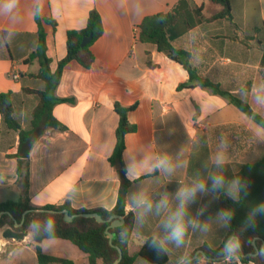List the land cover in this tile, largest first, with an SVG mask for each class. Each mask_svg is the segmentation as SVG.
Here are the masks:
<instances>
[{
	"label": "crops",
	"instance_id": "1",
	"mask_svg": "<svg viewBox=\"0 0 264 264\" xmlns=\"http://www.w3.org/2000/svg\"><path fill=\"white\" fill-rule=\"evenodd\" d=\"M178 1L21 0L13 25L0 18V38L5 30L15 32L9 43L0 45V94L9 91L14 94L17 119L23 129L28 128L37 104L36 96L24 89L43 86L41 80L32 76L39 70L38 62H25L37 48L38 21L44 30L52 72L67 54L68 32L85 29L92 10L100 13L103 23L102 36L90 48L95 56L93 67L85 70L77 62H70L56 88L58 98L74 100L57 104L53 109L54 116L67 130L46 129L34 143L29 157L22 158L28 164V197L32 206L36 207L32 201L39 197L43 206L68 202L74 209L112 210L115 207L121 187L120 176L109 162L119 121L115 103L126 107L136 105L128 114L136 130L125 136L122 154L125 166L128 158L138 156L149 144L153 145V151L168 153L174 159L183 150L180 159L189 161L187 168L177 169L172 176L141 174L131 181L126 205L130 194L138 188H144L153 197L163 190L174 194L179 182H190L195 171L206 175L203 164L215 153L221 135L230 141L224 174L231 179L237 176L242 165L261 162L251 177V184L257 178L264 183V140L253 134L249 116L227 98L208 90L178 89L189 80L186 70L159 52L155 45L138 41L143 19L170 11ZM242 1L244 9L237 16V26L225 23L200 26L174 41L176 47L192 53L193 66H206L201 73L203 77L213 78L241 97V88L250 89L254 82L264 79L263 52L251 42L248 48L231 41L234 34L250 36L255 28H264V0ZM192 2L194 6H203L204 11L212 4L209 0ZM37 3L43 4V11L40 16H33L32 9ZM205 16L210 15L205 12ZM247 100L254 111L256 106L251 98ZM257 113L264 116V110ZM19 146L18 133L8 130L0 116V202L13 200L9 198L12 196L18 199L23 194L17 175L18 161L14 157ZM262 188L264 192V184ZM220 196L213 199L202 195L190 206L193 215L207 206L200 219H213L209 221L210 231L190 230L186 249L169 246V264H176L185 250L196 254L204 245L213 248L220 245L227 234V228L214 219L220 211ZM125 211L130 213L126 206ZM160 220L161 217L149 216L139 231L134 224L128 242L130 253H136L149 237L161 231ZM4 231L5 228L0 230L1 236ZM26 238L29 244L23 245ZM25 240L5 244L12 245L19 254L20 248L23 252L30 247L35 250L30 237ZM41 247L46 254L70 259L74 264H89L87 255L67 240H44ZM4 259L8 260V255L0 254V264H22L17 260L5 263ZM26 262L36 264L29 258ZM139 264L145 263L139 261Z\"/></svg>",
	"mask_w": 264,
	"mask_h": 264
},
{
	"label": "trees",
	"instance_id": "2",
	"mask_svg": "<svg viewBox=\"0 0 264 264\" xmlns=\"http://www.w3.org/2000/svg\"><path fill=\"white\" fill-rule=\"evenodd\" d=\"M212 4L217 5L220 9L209 17L205 16L203 6H194L192 0H179L178 3L168 12L158 13L147 16L143 19L139 26L138 41L144 44L155 45L157 50L165 54L168 58L180 64L189 74V80L180 84L178 89H205L213 95H220L228 99V102L240 111L248 115H253V109L244 97L231 93L221 83L216 82L209 76H202L206 66L197 68L192 65V53L184 48L176 47L174 41L191 30L207 25L220 26L222 24L237 26L236 19L243 9L242 0H209ZM250 16H253L250 13ZM38 44L34 52H32L25 62L37 61L39 70L37 74L32 76L41 80L43 83L40 89H24V91L34 94L37 98V104L33 108L27 129H23L17 119L15 110L14 94L6 92L0 94V116L8 130L17 132L19 135V150L15 158L18 161L17 175L22 182L23 194L16 200H6L0 202V229L3 227L17 229L18 231L27 230L28 223L31 219L38 218L42 213L55 214L57 221L55 237L53 239L67 240L76 246L81 252L87 255L89 264H114L118 259V251L109 243V237L105 231L110 225L109 222L99 223L95 218L75 217L70 222L65 220L64 211L66 210L70 216L84 213H98L104 220H108L113 215H120L124 218V224L120 227L110 229L109 232L114 234L113 244L119 246L123 252L122 259L118 264H139L142 261L145 264H169V252L160 254L150 246L149 237L144 244L132 254L128 250V242L134 228V216L132 213H126V197L131 181L126 177L125 165L122 160V154L125 149V136L128 133L135 132V125L128 120L130 111L136 108L133 106H122L115 103L114 109L119 117L115 136L116 142L113 153L109 157L110 164L116 168L120 180L121 187L118 200L112 210L106 209H74L66 202L63 205L48 204L42 208H36L31 205L28 197L29 185V169L22 158L29 157V153L36 140L48 128L64 131L67 130L66 125L56 119L53 109L57 104L73 103V99L58 98L56 96V88L61 79L64 69L72 62H77L83 69L90 70L95 62V56L91 51L94 41L103 34V23L100 13L92 10L88 17L87 27L81 31H70L67 34V54L58 62V66L54 72L50 69V59L46 55V41L44 30L38 21ZM92 36V41L85 47H81V42L85 36ZM234 34L231 41L241 43L249 48V42L257 46L262 52V65L264 66V28L263 26L254 29L252 35ZM225 38V37H224ZM256 122L264 120V116L257 113ZM120 167H117V164ZM261 166V162L256 164H247L240 167L237 176H242L248 181V194H241L239 202H233L226 196L221 195L219 198L220 210L229 208L233 210L234 217L230 227L227 228V234L219 246L213 248L204 245L200 248L203 255L207 257L208 264L224 262L219 256L220 249L224 240L235 231L244 229V221L248 214L249 208L259 202H264L263 184L260 178L251 184V177ZM25 211H29L23 218ZM14 218V220H13ZM23 224L17 228L15 223ZM17 231V232H18ZM255 238L254 244L253 241ZM243 253L239 261L232 260L230 264H264V256L256 254L255 246L264 248V216L258 217L254 227L243 230ZM42 238L32 240L38 264H74L70 259L59 258L46 254L41 243Z\"/></svg>",
	"mask_w": 264,
	"mask_h": 264
},
{
	"label": "clouds",
	"instance_id": "3",
	"mask_svg": "<svg viewBox=\"0 0 264 264\" xmlns=\"http://www.w3.org/2000/svg\"><path fill=\"white\" fill-rule=\"evenodd\" d=\"M20 3L21 0H0V18L13 25L14 17L20 11ZM42 11L43 4L37 3L32 9L33 16H40ZM14 35V31L5 30V34L0 38V45L9 43ZM240 94L245 99L250 97L256 106L253 115L247 117V119L251 124L253 134L258 139L264 140V120L261 122H256L255 120L257 110H264V79L254 82L250 89L247 87L241 88ZM229 148L230 141L226 136L221 135L215 153L203 164L207 174L203 175L200 171H195L190 182H179V187L174 194L163 190L153 197L142 187L130 194L126 210L133 214L137 231L145 226L149 216L161 217V231L154 234L149 241L150 246L157 253H167L170 250L169 246H174L176 249H186L190 230L192 232L199 231L200 233L210 231L209 221L213 219L209 218L204 221L200 219L204 215L207 206L198 209L195 215L191 214L190 211V206L196 202L199 196L208 195L215 199L217 195H223L233 202H239L242 193L247 196L248 181L244 177L233 176L229 179L224 174L225 166L228 163ZM152 149V144L146 145L138 156L130 157L126 160L125 173L130 181H134L141 174L152 175L159 173L162 176H172L177 169L187 168L189 165L187 159H180L183 155V150H180L174 159L168 153H158ZM32 202L37 208L43 207L40 204L39 197H35ZM261 216H264V202H259L249 208L244 221V229L232 232L224 240L219 252L222 260L239 261L244 246L243 230L254 227L257 218ZM233 217V210L226 208L220 210L214 219L220 222L223 227L228 228ZM56 224L55 214L42 213L38 218L29 221L26 237H30L31 240H36L37 238L51 240L55 237ZM5 251V241L0 240V254L5 253ZM19 253L15 249L7 251L9 258ZM257 254L264 256V248L259 249ZM206 259L207 257L203 253L192 254L185 250L178 257L176 264H202V260Z\"/></svg>",
	"mask_w": 264,
	"mask_h": 264
},
{
	"label": "water",
	"instance_id": "4",
	"mask_svg": "<svg viewBox=\"0 0 264 264\" xmlns=\"http://www.w3.org/2000/svg\"><path fill=\"white\" fill-rule=\"evenodd\" d=\"M92 41V36H85L81 42V47H85L86 45H88L90 42ZM117 167H120V164L118 163L117 164ZM29 211H25L24 214H23V218L25 217V215L28 213ZM5 214V212H1L0 213V216ZM64 214H65V220L70 222L73 218L75 217H78V216H81V217H85V218H95L99 223H105V222H109L110 225L107 227L105 233L106 235H108L109 237V243L112 247H114L117 251H118V254H119V257L118 259L114 262V264H118L120 262V260L122 259V256H123V252L121 250V248L119 246H116L113 244V238H114V234L109 232L110 229H113V228H117V227H120L124 224V218L120 215H113L111 216L108 220H104L101 215H99L98 213H84V214H79V215H73V216H70L68 214V212L65 210L64 211ZM14 220V218H13ZM23 224V221L21 223H15V226L16 227H20L21 225ZM2 236L5 238V239H15L16 241H20V240H23L26 236H27V232L26 231H23V232H17V231H14L13 229L11 228H7L5 229V231L3 232ZM258 239V238H255L254 241H253V244L255 242V240ZM263 248V245L262 247ZM258 247L255 246V251H256V254H251V256H256L257 253H258ZM198 253H203L202 250L198 251Z\"/></svg>",
	"mask_w": 264,
	"mask_h": 264
},
{
	"label": "rangeland",
	"instance_id": "5",
	"mask_svg": "<svg viewBox=\"0 0 264 264\" xmlns=\"http://www.w3.org/2000/svg\"><path fill=\"white\" fill-rule=\"evenodd\" d=\"M219 7L217 6V5H214V4H211V5H209V6H207L206 7V14L207 15H212V14H214L215 12H217V11H219ZM9 198H11V199H16V196H12V197H9ZM7 229V227H3V228H1L0 230H2V229ZM17 228H19V227H17ZM11 229H13V228H11ZM14 231H18L17 229H13ZM23 231H26L27 232V230H22V231H18V232H23ZM0 240H3V241H5V242H10L11 244L12 243H14V242H16V240L15 239H5L4 237H2L1 235H0ZM25 240V238L23 239V240H20L19 242H23ZM26 242H23L24 244L23 245H25V243L26 244H29V240H27V238H26V240H25ZM31 244V243H30ZM12 249V245H10V246H6V251H5V254H7V251L8 250H11ZM20 251H22V253L21 254H19V256L17 257V256H13V257H11V258H9L8 260H6V259H4V260H6V262L5 263H7V261L8 262H11V261H15V260H17V261H21V263L22 264H28L27 262H26V259L27 258H29L30 260H35V263L37 264V260H36V256H35V250H34V248H27V250L25 251V252H23L24 251V249L22 248H20ZM3 260V261H4ZM202 264H208L207 262H206V260H202ZM216 264H230V261H224V262H220V263H216Z\"/></svg>",
	"mask_w": 264,
	"mask_h": 264
},
{
	"label": "built area",
	"instance_id": "6",
	"mask_svg": "<svg viewBox=\"0 0 264 264\" xmlns=\"http://www.w3.org/2000/svg\"><path fill=\"white\" fill-rule=\"evenodd\" d=\"M251 264H253V263H251Z\"/></svg>",
	"mask_w": 264,
	"mask_h": 264
}]
</instances>
